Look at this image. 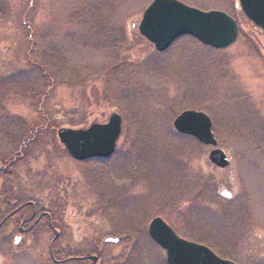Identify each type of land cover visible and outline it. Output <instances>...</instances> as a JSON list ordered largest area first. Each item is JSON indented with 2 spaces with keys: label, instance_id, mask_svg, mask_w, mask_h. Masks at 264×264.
Wrapping results in <instances>:
<instances>
[{
  "label": "rangeland",
  "instance_id": "obj_1",
  "mask_svg": "<svg viewBox=\"0 0 264 264\" xmlns=\"http://www.w3.org/2000/svg\"><path fill=\"white\" fill-rule=\"evenodd\" d=\"M152 1L0 0V79L20 72L32 93H40L38 102L32 93L21 97L9 94L12 91L2 101L1 118L14 120L11 126L28 131L29 136L37 132L31 135L23 156L8 159L13 178L25 189L37 185L34 190L40 207L51 204L58 210L60 219L54 218L62 234L53 245L58 259L65 257L67 246L90 252L100 244L101 264H164V252L147 236L152 218H161L183 239L208 242L206 237L226 236L222 224L246 217L250 222L244 233L232 235L229 248L213 245L219 249L214 250L235 264H264V32L243 16L236 0H177L202 12L228 15L237 24L238 36L230 47L217 52L194 42L187 47L175 42L164 60L154 63L159 70L155 75L148 72L155 51L137 32L142 13ZM88 13L97 24L92 25ZM47 45L59 51L65 72L72 71L73 75L63 78L97 80L83 87L79 82L62 86L58 80L48 86L38 81L36 55ZM187 54L190 62L180 59ZM112 67L132 74L130 83L139 89L134 93L147 91L136 107L125 104L115 86L117 75H101ZM186 89L190 102L203 100L210 112V116L205 114L212 122L216 149L229 161L227 168L209 163L212 148L196 141L194 151L189 149L179 157L182 140L172 122L181 112L191 110L181 109L179 103ZM113 113L122 120L116 149L109 159L97 161L102 167L95 169L108 173L120 193L99 207L101 202L83 178L86 170L64 152L56 131L105 124ZM143 127H149L151 134L144 142H134ZM11 141L17 142L14 134ZM138 147L142 154L136 153L133 160ZM9 152L6 138L0 135V154L9 157ZM94 165L86 167L94 169ZM197 177L210 183L217 197L215 202H206L205 208L196 207L199 202H178L185 186L201 183ZM220 189L230 194V200L220 197ZM217 206L220 212L214 216L211 211L215 213ZM216 225L217 231L213 229ZM124 234L132 235L134 242L128 236L118 244L103 243ZM52 237L41 227L34 244L24 241L17 247L34 245L35 249L27 256L9 259L8 264H52L48 254Z\"/></svg>",
  "mask_w": 264,
  "mask_h": 264
},
{
  "label": "water",
  "instance_id": "obj_2",
  "mask_svg": "<svg viewBox=\"0 0 264 264\" xmlns=\"http://www.w3.org/2000/svg\"><path fill=\"white\" fill-rule=\"evenodd\" d=\"M241 13L255 27L264 32V0H238ZM137 32L156 52L166 51L174 41L188 36L204 47L223 50L237 37V25L218 11L201 12L176 0H153L143 11ZM178 135L194 138L202 146L211 147L208 161L218 169L229 166L225 154L215 149L209 118L195 111H185L172 122ZM121 131V118L113 113L105 124H92L86 129L61 128L56 136L66 154L77 162L108 159L115 150ZM221 190L220 196L229 198ZM148 237L165 252V264H233L219 259L202 245L187 242L175 235L160 218H154L147 228ZM57 235V234H55ZM119 239L107 242L118 243Z\"/></svg>",
  "mask_w": 264,
  "mask_h": 264
},
{
  "label": "trees",
  "instance_id": "obj_3",
  "mask_svg": "<svg viewBox=\"0 0 264 264\" xmlns=\"http://www.w3.org/2000/svg\"><path fill=\"white\" fill-rule=\"evenodd\" d=\"M89 13L86 14V16L88 18H91L92 25L97 24L96 18L93 16H90ZM176 42H179V43L183 42V44H185L184 46H186V47L188 46V44L193 43V42L198 44L193 39L188 38V37H182V38L178 39ZM206 49L209 51H212V52H217V51L211 50L209 48H206ZM168 50L164 53H156V52L154 53V55L152 57L153 59L149 60L151 63L148 67V69H149L148 72L150 71L151 73L158 75L159 70L157 68H155L156 65L154 63L157 62L156 61L157 59L164 60L163 57L165 56V54L168 53ZM183 58H185V61L190 62L189 61L190 58L188 57V54L180 57L181 60ZM36 61H37L36 73H37V77H38L37 79H38V81H40L42 83H44V82L48 83V86H50V84L54 85L59 80L60 82H62V84H63L62 86H67L68 82L70 81L72 83L79 82L78 85L80 87H83V85H85L86 82L89 83V82H94L97 80V77L86 79L84 81H76V79H74V77L63 78L62 76H65V75H73L72 71L65 72L66 68L64 65V61L61 58L59 51L52 46L49 47L47 45L42 50H39L38 54L36 55ZM158 64H160V63H158ZM119 67H121V68L123 67L124 69H128L125 66H119ZM200 68H201V66L197 65V69L199 71H200ZM101 75L102 76H110V75L116 76L117 75L116 81H115V86L117 88H119V90L121 91L120 95H122V98H123V100L127 106L136 107L137 100L139 99V102L143 101L145 98V95L147 94V91H146V93H144V91H142V90L139 93L133 92L134 90L139 91V89L137 88L138 84L137 85H134V84L131 85V83H130L131 79L129 78V75H132V74L129 73L128 70L117 71V67H112V68L107 69L104 73H101ZM64 79H66V80H64ZM27 83L28 82L26 81L25 76L20 72L12 75L10 77L0 79V135L3 136L4 138H6V141L8 143V147L10 148V151H11L8 154L9 157L2 156L0 154V161L1 162L2 161L5 162L6 159H10V158H14V157L17 158L18 156H20V154L23 156V153L26 152V148H27L26 145H28V143L30 142V139L32 138L31 135L37 134V132L32 131L33 134L31 133L29 136L28 131H26V130L24 131V130H21V129H18L16 127L11 126L12 125L11 121H14V120L10 121L8 118H5V117L1 118V116L4 114V110L2 109V104H3L2 101L6 98L5 97L7 95L6 93H8L9 91H12L14 93H9V94H14L16 96L20 95L21 97L28 96L29 94L32 93V90H30L27 87L28 86ZM129 88L132 89V91ZM186 90H187V92L186 93L182 92L183 95L179 97V103L182 104L181 109L182 108H190L191 110L200 111V112L206 113L207 115L210 116L211 115L210 112L208 110H206V108L203 107V104H205V103H203V100H202V103L197 102V101L190 102V98L188 96V94H190V93H189L188 89H186ZM32 94L34 95V96H32L34 101L38 102L37 99H39L40 93L38 95L34 94V93H32ZM186 104H189V106H186ZM122 107L124 108V104H122ZM12 118L15 119V117H12ZM131 119L134 120L135 116H133ZM136 124H137V121H136ZM149 130H150L149 127H147V128L143 127L140 131L137 132V134H136L137 140L134 142L139 143L138 142L139 140H142L144 142V139L147 138L149 134H151V131H149ZM12 134H14L17 137L16 143H13L11 141ZM179 137L182 140V143H181L182 152L181 153L179 152V157L181 156V154L185 156V154L188 153L187 151L189 149L194 151V148L198 147V144L195 142L194 139L184 137V136H179ZM31 143H32V141H31ZM184 144H185V146H184ZM142 147H143V145L141 146V148ZM139 151H140L139 147L137 149H135V151L132 154L133 160L136 159V158H134V156H137L136 153L141 156L142 152L139 153ZM148 151H150V150H148ZM147 152L145 153L146 155H147ZM97 161H99V160L86 161V162L82 163V167H83V169L86 170L83 178L86 180V182H88L91 185V188L93 189V192L95 193V196H96L95 200L99 203L101 202L99 204V207H100V206H102V202L103 203L110 202L111 200L114 199V197L117 196L116 193H120V192H118V190L116 192V190L114 189L113 180L110 178L108 173H105L103 171V169L98 170V171H97V169H95V168L102 167V166L96 165V164H98ZM7 164L9 165L8 167H12V165H10V163H7ZM86 164H91V165L95 164L94 166H92V167H94V169L87 168ZM196 180H198V181L200 180L201 183H199V182L197 183L196 181H194L188 187L185 186V190H182L180 193L181 195L179 197L178 202H181V201L184 202L186 200H188V202H192V201L195 203L199 202V204H197L195 206L200 207V208L204 207L206 202H209V201L215 202L217 197L214 196V194H213V186L210 183H206L204 181V179H201L199 177H197ZM122 204H123V202H122ZM118 205L119 204H117L115 206H118ZM41 210L46 211L51 217H53L54 215L55 216L57 215L56 219H60V217L57 213L58 210L53 209L51 204L46 209L41 207ZM98 210H100V208ZM213 212H215V213H212V211H211V214H213L214 216L218 215V213L220 212L219 207L217 206V211H213ZM206 213L207 212H205L204 214H206ZM56 223H57V220H56V222H54L55 228L62 232L61 227H58V225H56ZM126 237H128V238H126ZM123 238H126L131 243L134 242L133 236L130 234H124Z\"/></svg>",
  "mask_w": 264,
  "mask_h": 264
},
{
  "label": "flooded vegetation",
  "instance_id": "obj_4",
  "mask_svg": "<svg viewBox=\"0 0 264 264\" xmlns=\"http://www.w3.org/2000/svg\"><path fill=\"white\" fill-rule=\"evenodd\" d=\"M7 163L12 165L8 159L5 162L0 161V264H8L9 259L12 260L29 255L36 246L33 245L30 248L28 246L23 248L17 247L24 243V241L26 245L29 242L34 244L39 238L41 227L46 228L53 236L48 246V254L52 264H101L100 244L93 246L90 252L82 250L73 251L67 246L65 257L58 259L54 253L56 248L53 245H56L62 233L54 226V216L51 217L46 211L41 210L39 201L36 198L37 191L34 190V187H37V185L31 184L32 189L30 190L25 189L21 184L19 185L17 179L13 178V168L8 167ZM238 217L242 216L239 215ZM249 222V218H240L239 221L236 217L235 221L222 224L226 236L219 235L218 237L214 236L215 238L209 239L206 237L205 240L208 242H192L206 247L222 260L233 262L230 259L221 258L216 252V250H219L216 247H219L218 245H226L225 249L229 248L231 245L230 237L236 232L242 231L244 233L247 229L246 224ZM194 229L197 232L199 231L198 226H195ZM213 229L217 231V225L213 226ZM53 231H56L57 235ZM123 241H125L124 238H122L121 242ZM103 243L108 242L103 241Z\"/></svg>",
  "mask_w": 264,
  "mask_h": 264
},
{
  "label": "snow or ice",
  "instance_id": "obj_5",
  "mask_svg": "<svg viewBox=\"0 0 264 264\" xmlns=\"http://www.w3.org/2000/svg\"><path fill=\"white\" fill-rule=\"evenodd\" d=\"M225 195H228V193H225Z\"/></svg>",
  "mask_w": 264,
  "mask_h": 264
}]
</instances>
